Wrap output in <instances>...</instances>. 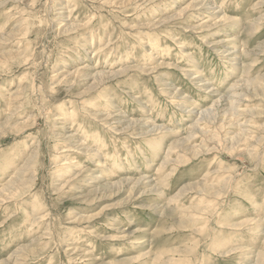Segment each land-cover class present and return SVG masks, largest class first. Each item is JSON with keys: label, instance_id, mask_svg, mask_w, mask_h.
<instances>
[{"label": "rangeland", "instance_id": "374dc122", "mask_svg": "<svg viewBox=\"0 0 264 264\" xmlns=\"http://www.w3.org/2000/svg\"><path fill=\"white\" fill-rule=\"evenodd\" d=\"M193 1L0 0V264H264V0Z\"/></svg>", "mask_w": 264, "mask_h": 264}, {"label": "bare ground", "instance_id": "6f19581e", "mask_svg": "<svg viewBox=\"0 0 264 264\" xmlns=\"http://www.w3.org/2000/svg\"><path fill=\"white\" fill-rule=\"evenodd\" d=\"M144 1H146V0H144ZM193 2H195V3H198V5L202 2V0H200V1H193ZM187 8H196V5L195 4H193V3H191V4H189V5H187ZM223 23H225V22H227V21H230L227 17H224V18H222V20H221ZM236 56H238V59H240L241 57L239 56V54H237ZM141 72L143 73L144 72V69L143 70H141ZM197 72H200V71H197ZM99 73H102V72H96V74H99ZM104 73V72H103ZM102 75V74H101ZM99 76V75H98ZM201 76L199 75V76H197V78L198 79H201L200 78ZM197 78H195V79H197ZM204 81H206V80H204ZM199 82L200 83H202L203 82V80L201 81V80H199ZM246 83H248L249 85H251V84H253L252 82H248V81H246ZM245 83V84H246ZM241 85H243L240 81H237V82H235V83H232L231 85H230V90L228 91V94H231V97L232 96H234L236 93H238L240 90H242V89H240V87H241ZM201 87V86H200ZM202 87H204L203 89L204 90H208L209 89V86L208 85H206V84H203V86ZM168 93H171V92H169V91H167ZM255 92V91H254ZM222 98H224V100L226 101V102H230L231 101V99H228L227 98V95L224 97L223 95H222V93L220 94V97L213 103V104H218L219 103V101H220V99H222ZM9 100V99H8ZM12 102V101H11ZM186 102V99L184 98L180 103H179V106H182L184 103ZM226 104H228V103H226ZM192 105V104H191ZM219 105V104H218ZM108 109H111L110 107L108 108ZM193 109H197L198 111H199V113H198V115H197V120L195 121V123L192 125V127H191V131L192 130H197L198 132H200V133H202L203 135L204 134H206V127H211V126H215L217 123H218V114H219V112H217V111H214L213 109H208V108H206V109H201V107H199L198 105H196ZM192 109V110H193ZM228 109H229V111L223 116V118L225 117V116H233L234 114H238V115H242V113H243V111H238L237 110V104L235 103V102H232L230 105H228ZM191 110V111H192ZM72 113V112H71ZM106 117L108 118V116L110 115V113L109 112H107L106 114ZM223 115V114H222ZM106 119V118H105ZM225 120V119H224ZM234 120H236L235 121V125H236V127L238 128V134L237 135H235V136H233V138L232 139H225V140H223L218 134L219 133H216V132H211V133H209L208 135H214L212 138L210 137V139H212V140H215L216 142H217V146L215 145V147H217V148H222V149H224L225 151L227 150V151H229V152H231V151H233L234 150V145H235V141L238 139V140H242V143L245 145L244 147L245 148H247L248 149V151H247V154H249L250 156H253V159L256 161V159H257V157H258V154H259V152H258V150H256V149H254L253 148V145L256 143H259L258 142V140L256 139V137L258 136L257 134H253V132H250V129L247 127V128H243L242 127V125H241V122H240V119L239 118H237V119H233V121ZM232 121V122H233ZM223 123V122H222ZM129 125H128V129L130 128V127H132V128H134V126H137V124H140V122L139 121H136V120H132V121H130L129 123H128ZM147 124H148V126H149V121H147ZM138 127H140V125H138ZM145 127V126H144ZM221 128H222V126H220ZM59 128H64V126L63 127H59ZM159 129H163V128H159ZM159 129H152V130H150V132H155V131H159ZM114 132H116L117 131V129L115 128V130H113ZM219 131V128H218V130H217V132ZM57 135H58V133H57ZM59 135H60V133H59ZM207 135V134H206ZM61 136H63V135H61ZM60 136V137H61ZM69 138H68V140L67 141H69V142H72L73 141V137L72 136H68ZM62 139H63V137H61ZM63 140H65V139H63ZM67 141H65L66 143H68ZM149 144H151V142L149 143ZM155 145H159V143H154ZM75 145V144H74ZM227 145H229V147L228 148H226V146ZM78 146L79 145H75L73 148L75 149V150H78ZM69 147V146H68ZM66 148V147H65ZM70 148H72V147H69V149ZM72 148V149H73ZM67 149V148H66ZM66 149H64V150H62V152L63 153H65V152H67V153H71L70 152V150H66ZM71 149V150H72ZM168 150H170L169 151V153L168 154H166V156L164 157V160H163V163H160L161 165H160V167H159V169H158V171H160L161 172V170H162V168H164V165H166V163L167 162H170V160H169V154H171L173 151H171V149L170 148H168ZM216 150V149H215ZM204 152H208V150L207 149H202V148H191V150L189 151V153H182L183 154V156H185V157H187L189 160H190V158H193V159H195V158H197V157H199V156H201V153H204ZM157 155L158 154H156L155 155V158L157 157ZM181 159H183V160H185L184 158H181ZM258 161V160H257ZM185 162H188V161H185ZM184 161H179V162H177L176 164H184L185 163ZM262 162V161H261ZM74 164V162H72V164H71V166ZM171 164H174L173 163V161H172V163ZM175 165V164H174ZM170 177V175H167L166 176V179L164 178V181H166L168 178ZM95 178H99V176L98 177H95ZM163 181V180H162ZM24 182V181H23ZM231 179L229 178H227L226 180H224V181H222L219 185L218 184H215V185H208V186H200L199 184V186L202 188V191L201 192H207L208 194H210V195H212V196H214L215 198H217V199H219L218 197H220L226 190H228V187L230 186V184H231ZM158 186V184H156V187ZM157 191H158V189H157ZM187 191V190H186ZM159 192V191H158ZM226 193H227V191H226ZM9 199V198H8ZM6 200V199H5ZM219 201V200H218ZM213 205H215V204H213ZM198 208H197V212H196V215H194L193 217H191V219L190 218H188V219H185V225L186 226H188V227H191V223H192V225H196L198 222H201V221H203L204 220V216L205 215H203V214H206V211H208L209 209H211V208H214L213 206H211V205H205V206H197ZM254 207H256V206H254ZM216 209V208H215ZM217 211V210H216ZM207 216V215H206ZM244 223H239V224H236L235 226H242ZM196 232H198L199 230H195ZM137 241V240H136ZM139 244H141L140 242H138V243H136V242H134V240H133V242H131V245L133 246V245H139ZM258 259H259V256H257V258H256V263H257V261H258Z\"/></svg>", "mask_w": 264, "mask_h": 264}]
</instances>
